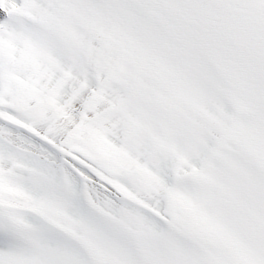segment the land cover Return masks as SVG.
<instances>
[{
	"label": "snow or ice",
	"instance_id": "1",
	"mask_svg": "<svg viewBox=\"0 0 264 264\" xmlns=\"http://www.w3.org/2000/svg\"><path fill=\"white\" fill-rule=\"evenodd\" d=\"M0 264H264V0H0Z\"/></svg>",
	"mask_w": 264,
	"mask_h": 264
}]
</instances>
